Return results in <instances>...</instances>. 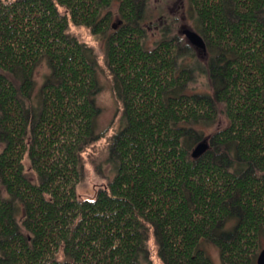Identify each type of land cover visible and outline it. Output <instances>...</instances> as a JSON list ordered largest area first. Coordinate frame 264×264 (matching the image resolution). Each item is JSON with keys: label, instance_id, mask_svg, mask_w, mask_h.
Masks as SVG:
<instances>
[{"label": "trees", "instance_id": "1", "mask_svg": "<svg viewBox=\"0 0 264 264\" xmlns=\"http://www.w3.org/2000/svg\"><path fill=\"white\" fill-rule=\"evenodd\" d=\"M114 2L0 0V264H154L151 234L164 264H215L209 243L223 264H257L264 0H188L204 61L166 29L146 46L148 0H118L116 23ZM71 25L105 39L123 102L109 145L114 179L93 199L77 187L82 153L100 138L102 87L96 52ZM44 61L50 72L35 93ZM199 76L211 91L191 92ZM220 116L227 124L208 135Z\"/></svg>", "mask_w": 264, "mask_h": 264}, {"label": "rangeland", "instance_id": "2", "mask_svg": "<svg viewBox=\"0 0 264 264\" xmlns=\"http://www.w3.org/2000/svg\"><path fill=\"white\" fill-rule=\"evenodd\" d=\"M148 16L144 22L147 30L146 46L152 48L163 38V29L170 31L171 34L180 36L183 44H188L201 61L209 58V51L198 52L199 50L191 45L185 34L182 33L184 28L195 29V21L190 16V3L188 0H148ZM118 0H115L111 10L113 23L118 21ZM64 12V8L62 9ZM72 32L79 39L90 45L96 52L98 60L97 79L100 82L101 90L97 95L96 102L101 107L100 116L97 119V134L100 138L92 143L83 153L85 177L81 184L78 185L77 191L83 199H93L98 189L104 188L114 179L115 167L108 161L109 145L113 134L123 126V102H121L113 90V76L108 70L105 60V39L100 35H94L90 28L71 25ZM112 30V29H111ZM182 44V43H181ZM50 68L47 62L41 63L35 70L36 89L43 85L45 77L49 74ZM191 92H208L211 88L208 80L204 76H199L198 81L190 86ZM219 121L207 129L208 135L220 129L227 124V120L220 116ZM1 150V147H0ZM26 170L32 173L30 162L26 160ZM150 252L154 264H164L159 256L154 235H150ZM207 250L215 264H223L220 257V250L213 244L207 245Z\"/></svg>", "mask_w": 264, "mask_h": 264}, {"label": "water", "instance_id": "3", "mask_svg": "<svg viewBox=\"0 0 264 264\" xmlns=\"http://www.w3.org/2000/svg\"><path fill=\"white\" fill-rule=\"evenodd\" d=\"M183 34L186 35L189 42L202 50L203 52H206L207 44H205L204 38L201 34H199L197 31L192 30L190 28H184L182 31ZM209 148L208 142L206 140L201 141L193 150V156L194 157H200L207 149ZM257 264H264V249L261 250V252L258 254L257 257Z\"/></svg>", "mask_w": 264, "mask_h": 264}]
</instances>
